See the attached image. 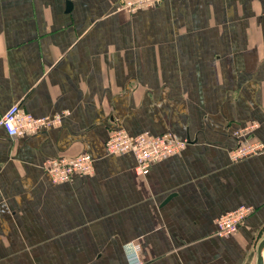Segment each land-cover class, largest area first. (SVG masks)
<instances>
[{
    "label": "crops",
    "instance_id": "crops-1",
    "mask_svg": "<svg viewBox=\"0 0 264 264\" xmlns=\"http://www.w3.org/2000/svg\"><path fill=\"white\" fill-rule=\"evenodd\" d=\"M0 0V116L20 103L59 124L0 125V264H255L264 236V0ZM248 121L262 152L233 160ZM113 127L170 131L176 154L135 171L107 153ZM88 152L55 182L46 157ZM252 208L234 233L217 217ZM262 234V235H261ZM264 264V247L262 250Z\"/></svg>",
    "mask_w": 264,
    "mask_h": 264
},
{
    "label": "built area",
    "instance_id": "built-area-1",
    "mask_svg": "<svg viewBox=\"0 0 264 264\" xmlns=\"http://www.w3.org/2000/svg\"><path fill=\"white\" fill-rule=\"evenodd\" d=\"M161 0H125L123 7L130 11L151 6ZM65 112H54L46 115H35L25 109L20 103L10 104L0 116V125L9 137L29 135L50 126L59 124ZM257 123H251L245 130H238L240 142L229 149V157L233 160L250 154L260 153L262 143L250 137ZM187 143L186 139L176 137L170 131L154 133L148 130L137 134L129 133L123 127H113L106 140V152L111 154L131 152L135 158L134 169L145 175L152 164L168 156L178 153ZM94 157L88 152L75 156L56 155L46 157L42 162L43 170L55 182L69 180L79 174H88L93 170ZM252 211L247 205H239L234 209L221 213L216 219V234L234 233ZM129 264H141V244L139 241H128L123 245Z\"/></svg>",
    "mask_w": 264,
    "mask_h": 264
},
{
    "label": "water",
    "instance_id": "water-1",
    "mask_svg": "<svg viewBox=\"0 0 264 264\" xmlns=\"http://www.w3.org/2000/svg\"><path fill=\"white\" fill-rule=\"evenodd\" d=\"M71 3L67 0V5L69 6ZM264 247V236L259 240L256 247V262L255 264H263V255L262 250Z\"/></svg>",
    "mask_w": 264,
    "mask_h": 264
},
{
    "label": "rangeland",
    "instance_id": "rangeland-1",
    "mask_svg": "<svg viewBox=\"0 0 264 264\" xmlns=\"http://www.w3.org/2000/svg\"><path fill=\"white\" fill-rule=\"evenodd\" d=\"M251 123H255V121H248V122H246V123H244L242 126H240L239 128H237V130H235V133H236V135H237V131L238 130H245L246 129V127L247 126H249ZM257 128V127H256ZM255 129V128H254ZM253 129V130H254ZM262 148H263V144H262V146H261V150H262ZM262 152V151H261ZM262 235V234H261Z\"/></svg>",
    "mask_w": 264,
    "mask_h": 264
},
{
    "label": "bare ground",
    "instance_id": "bare-ground-1",
    "mask_svg": "<svg viewBox=\"0 0 264 264\" xmlns=\"http://www.w3.org/2000/svg\"><path fill=\"white\" fill-rule=\"evenodd\" d=\"M254 155V154H253Z\"/></svg>",
    "mask_w": 264,
    "mask_h": 264
}]
</instances>
